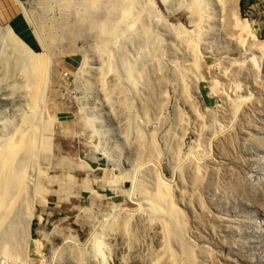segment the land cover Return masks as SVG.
Segmentation results:
<instances>
[{
	"label": "rangeland",
	"instance_id": "374dc122",
	"mask_svg": "<svg viewBox=\"0 0 264 264\" xmlns=\"http://www.w3.org/2000/svg\"><path fill=\"white\" fill-rule=\"evenodd\" d=\"M82 1L0 0V26L10 25L25 43L20 32L29 33L37 46L27 43L31 50L52 60L45 101L35 115L50 147L38 143V155L21 182L22 196L34 210L30 246L22 253L0 250V264H166L167 253L153 231L155 217L151 221L147 199L139 190L141 176L149 190L160 182L170 185L196 264H264V71L259 69L264 52V0H239V22L233 18L234 31L229 36L233 32L232 38L239 37L242 51L211 34L215 27L200 30L204 21L193 17L185 5L189 0H172L169 6L154 0L162 16H155L143 0L130 3L127 9H138L147 24V39L135 45L125 43L123 35L117 40L127 54L143 50L148 65L145 78L141 74L136 86L123 82L119 70L127 90L116 92L115 97H109L107 70L102 76L91 71L97 66L95 58L86 64L85 56L92 60L95 54L109 65V53L102 48L108 47L109 40L89 31L91 23L78 25L76 20L86 16ZM107 2L101 0L92 16L100 15L101 21L110 18ZM22 4L35 18L45 46L39 44ZM176 39L195 44L202 58L197 73L189 55L174 53ZM7 47L0 39V69L10 64ZM173 67H184L188 75L180 81ZM99 77L106 80L104 91ZM20 85L16 75L0 80L5 90ZM11 96L0 98V141L28 113L25 102ZM113 102H118L114 118L109 111ZM145 166L156 171L145 169L139 177L138 169ZM20 203L17 197L15 221H19L18 213H26L27 207ZM126 214L129 227L124 231L119 221ZM15 227V223L2 224L0 241L4 231ZM15 233L7 235L11 248L25 241L21 231ZM101 239L105 263L94 256Z\"/></svg>",
	"mask_w": 264,
	"mask_h": 264
},
{
	"label": "bare ground",
	"instance_id": "6f19581e",
	"mask_svg": "<svg viewBox=\"0 0 264 264\" xmlns=\"http://www.w3.org/2000/svg\"><path fill=\"white\" fill-rule=\"evenodd\" d=\"M107 1L108 2L106 4V9L108 7L107 9L109 13L108 16L110 18H106L105 20L101 21L102 18H100V15H98L97 17L92 16L93 13L95 15L97 10L101 6L100 4L101 0H84V2L82 1L81 6L84 7L83 16L84 15L86 16L84 17L80 16V18H78L76 21L79 22L78 25L84 23L87 24L91 23V26L88 29L89 31L92 32L97 31L101 36H106V38L109 40L107 42L108 47L106 46V44L102 46V48L107 49L109 53V57L106 58L107 59L106 61L109 62V65H104L103 60L99 59L95 54H93L92 60L88 55H86L85 58H86V64L88 63L90 64L92 63L91 61H93L94 58L96 59L97 66L90 67L91 69L88 68L91 71L94 72L95 70H97L102 76L103 72H105L104 70L105 69L107 70V76L109 74L108 81L110 83L108 90L110 95L109 97L111 96L115 97L114 94L116 92L121 91L124 93V90L125 91L127 90V87H123L126 85H122L121 77L119 78V70L122 73L123 78L125 79L122 80L123 82L125 81L126 84L128 83V84H133V86H136L137 83L139 82L138 81L139 79L145 78V72L147 68L146 66L148 65L146 61L147 60L146 54L145 52H143V50L141 54H140V50H138L137 53L134 52L135 53L134 55L127 54L128 52L125 49H120L122 43L118 42L117 39L119 36L123 35V39L125 43L131 42L132 44L135 45L138 41H140V39H142L144 44V42L147 39L146 36L147 24L145 20L140 18L138 9L137 10L127 9V6L130 3L133 5L139 3L138 0H135L133 2H129L130 0H120V2H118V0H107ZM161 1L164 4V6H169L173 2L172 0H161ZM143 4L145 7H148L149 10L151 11L153 10L155 16L163 15L162 12L158 10L154 0H143ZM185 5L188 9L191 10L193 17L196 20H199L201 22L204 21V24L203 26H201L200 30H204L205 28L211 29L212 27H215V29L212 31L211 34L214 33L218 39H225L226 43L228 44H232L233 46L240 47L239 50L242 51L241 41L239 40V37L232 38L231 36L233 32L231 36H229L230 31L232 30L234 31L233 18H236L238 21L239 0H189V2H187ZM22 7L23 10L25 11L24 13L26 15L29 24L32 25V27H35L34 34L38 39L39 44L45 46V41L42 40L40 30L35 25V20H34L35 18H33L30 14H28L23 4ZM89 15H91L90 18H88ZM114 16H119V17H114ZM124 16H131V19L126 18ZM137 27H138V31H133ZM66 34L72 35L71 31L70 33L69 31H66ZM0 39L5 40L7 46H9L7 47V49H5V51L9 55L7 59L9 60L8 63H10L9 65L3 66L0 69V80H2L3 78H7L10 75H16L17 78L20 79V84H21L20 86H18V88H14L16 94L14 93L15 92L14 90L12 91L7 89L5 90L3 89V87L1 88L0 86V98H3V96L6 95L7 96L13 95L15 97H19L23 102H25L26 108L28 110V113H26V115H24L21 118L20 126L16 128L14 132L8 134L7 135L8 137L6 139L0 141L3 142L0 145V226L2 224H12V223L16 224L15 230L13 229L9 230L8 228L9 231L3 232V234L5 235L2 236V239L4 241H0V250L1 251L5 250V252H9V253L12 251L22 253L23 251H27V247L29 248L30 246V240L32 236L30 226H31V220L34 217V210H33V206L29 208V206L27 205V203L25 202L22 196L24 190L21 182H22V178L25 177L27 166H29L32 163V160H34V158L38 155V150H39L38 143L41 141L44 144L43 145L44 148L50 147V139L42 138L41 136L40 133L41 129H39V125H36L35 115L37 114V110L44 104L45 101V94L48 85L47 79L49 78V74H50L49 67H50V62L52 60H50V58L47 59L45 56L33 52L31 50V47H29L23 40L20 39L19 36L16 35L15 31L12 29L10 25H7L5 27L0 26ZM130 45L129 47H131ZM194 45L193 43H190L189 40L178 41L176 39V44L173 46V50L174 53L177 55L184 53L189 55L191 61V67L194 68L195 73H197L199 71L200 61H202V58L201 57L198 58L199 52L196 50ZM12 49L15 52L14 55H11V53L13 52ZM263 53L259 66L260 73L261 71H264ZM111 54H115V56H112ZM248 54L249 53H247V55ZM251 58H253L254 61L255 57H251ZM142 63H144L143 66ZM159 68L160 66L158 67V69ZM182 68L184 67H181L180 70L178 69L176 70L173 67V75L177 74V78L180 81L184 77L183 75H188V73H186ZM84 74L85 72L81 75V78L83 77ZM141 74H142V78H141ZM234 75L236 74L234 73ZM98 81L101 85V90L102 88H103L102 91L106 90V80H104V77H99ZM9 91H11L9 93L10 95L6 94V92ZM117 109H118V102L111 103V107L109 111L111 113L110 115L113 118H114L113 113L115 112V110L117 111ZM125 109L128 110L129 107ZM41 124L43 126L45 125V127L47 128L46 126L47 124H45V122ZM143 140H144L143 135L139 134L138 141L142 143ZM147 167L148 166L139 168L138 169L139 172L138 171L136 172H138L139 175L140 172H144L145 169H147ZM148 170L156 171L155 167H153V169H147V171ZM180 173L182 172L180 171L178 173L179 179L183 177V176L181 177ZM142 177L143 176H141V178H139L138 180V182L141 181V183H139L140 185L139 190L141 193V197L143 199H147L148 207L146 209L150 215L151 221L155 217V219H153L155 221V224H153L155 227L153 231H155L156 238L160 242L159 244L163 246L164 253L165 254L167 253L166 254L167 257L165 258V260H163V263L180 264V260H178L179 259L178 257L180 255L178 256L176 254L177 251L175 252L174 248L172 247V245H175V247H177L178 250L180 251L181 259H184V264H196L193 251L191 252V248L188 247L186 244V236H185L186 225H185L184 217L181 211L174 203V200L172 198V193L170 190V185L160 182V184L159 183L155 184L154 187L150 188L151 190H149V188L146 187L147 185L145 184V182L144 183L142 182L144 181L142 180ZM196 178H193V180L195 179V181H197ZM17 197L18 200L21 199V203H20L21 206L24 208L25 206L27 207L26 213L25 212L18 213L19 221H15L14 218V214H15L14 211L17 207L14 205V203ZM180 197L183 200V196L180 195ZM183 201L186 202L185 200ZM141 210H144V208ZM6 211H8L7 214L5 213ZM156 212L158 213L156 214ZM121 219L122 220L119 221V227L120 229L127 231L129 227L128 214H126L125 217ZM9 226L11 227V225ZM17 230L21 231V235L23 238H25V241L21 240L20 244L16 248H11L8 242L7 235H16L15 231ZM12 239L14 238L11 237L9 241L11 242ZM8 247L11 249L6 250ZM103 250H104V240L101 239L96 246V249L94 251V256L95 259L97 257H100L102 259V263H105L106 258L104 253L102 252ZM4 264H6V261H4Z\"/></svg>",
	"mask_w": 264,
	"mask_h": 264
},
{
	"label": "trees",
	"instance_id": "16d2710c",
	"mask_svg": "<svg viewBox=\"0 0 264 264\" xmlns=\"http://www.w3.org/2000/svg\"><path fill=\"white\" fill-rule=\"evenodd\" d=\"M17 23H18V24L20 23L19 26L22 27V23H21L20 20H18ZM13 25H14L13 27H14V29L16 30V32L18 31L17 33H19L20 30H19L18 26L15 25V23H14ZM20 35L22 36V38L25 39V41H26L29 45H31L32 47H34L35 49H37V46L34 45L33 38L30 36L29 33H21V32H20Z\"/></svg>",
	"mask_w": 264,
	"mask_h": 264
},
{
	"label": "crops",
	"instance_id": "0c3cea01",
	"mask_svg": "<svg viewBox=\"0 0 264 264\" xmlns=\"http://www.w3.org/2000/svg\"><path fill=\"white\" fill-rule=\"evenodd\" d=\"M20 2H22V1H24V2H26V1H29V0H19Z\"/></svg>",
	"mask_w": 264,
	"mask_h": 264
},
{
	"label": "water",
	"instance_id": "95a60500",
	"mask_svg": "<svg viewBox=\"0 0 264 264\" xmlns=\"http://www.w3.org/2000/svg\"><path fill=\"white\" fill-rule=\"evenodd\" d=\"M27 44V43H26ZM28 45V44H27Z\"/></svg>",
	"mask_w": 264,
	"mask_h": 264
}]
</instances>
